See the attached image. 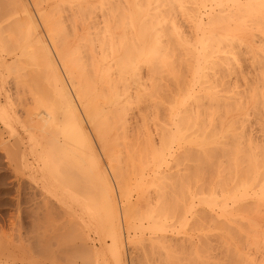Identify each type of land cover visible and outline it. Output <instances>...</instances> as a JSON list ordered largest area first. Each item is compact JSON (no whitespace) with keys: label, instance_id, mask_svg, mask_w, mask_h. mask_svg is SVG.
I'll return each instance as SVG.
<instances>
[{"label":"bare ground","instance_id":"bare-ground-1","mask_svg":"<svg viewBox=\"0 0 264 264\" xmlns=\"http://www.w3.org/2000/svg\"><path fill=\"white\" fill-rule=\"evenodd\" d=\"M66 2L73 5L66 17L73 31L69 25L63 39L44 16L49 45L37 39L54 65L65 116L58 160L41 154L32 175L41 181L43 221L51 189L77 177L65 170L74 179H57L62 156L96 177V200L84 198L91 203L81 205L69 186L61 195L71 202L68 210L83 206L109 237L115 264H126L125 240L135 248L132 264H264V0ZM52 112H43L46 127L57 122ZM34 218V227L44 228L40 215ZM90 248L83 264L97 263ZM58 250L50 264H58Z\"/></svg>","mask_w":264,"mask_h":264},{"label":"rangeland","instance_id":"rangeland-1","mask_svg":"<svg viewBox=\"0 0 264 264\" xmlns=\"http://www.w3.org/2000/svg\"><path fill=\"white\" fill-rule=\"evenodd\" d=\"M66 1L67 0H0V110H2V116H0V250L2 251H0L2 253L0 264H50L53 262L52 258L57 256V254L51 255L54 252V249H59V253L62 252V254L60 253L56 258V263L59 258L58 264H60L59 256L62 255L63 258L61 257V264H83L81 260H83L84 257L87 258V261H90L91 259L90 250L92 249L90 246L95 249V251H98L99 257L97 258L98 260L96 259V264H115V261L107 250V246L110 244L109 237L101 230V227L97 226L95 221L91 223L92 219L87 213H85V209L82 211L83 206L81 208L79 204L77 206L73 205V208L75 209L73 210L72 207H70L71 210H68L67 205L71 204V202L66 201L61 195L62 190H66L69 186L68 190L71 189L70 191L73 192L75 196L83 198L82 200L80 199L81 201L86 197H90L91 199L93 196H96L94 197L96 200L98 195V192L96 191L99 190V187L97 186L98 188L96 190L95 184H98L96 182V177H93L95 175L93 174V176H91L90 173L84 171L82 164L80 165L73 161L76 163V165H74L71 160H69V162L71 161L70 164L68 162L66 163L68 160H65L66 158H63L60 155L62 158L58 157L60 159L58 162L60 163L59 168L60 172L63 168L62 172L64 174L59 173L57 179L64 182V178L66 177L63 176L66 174L67 178L70 177L71 180H73L74 175H68L69 173L77 174L75 175L77 177H75L76 181H70L71 184L75 181L73 183L74 186L73 184L72 186H70L71 184H63L60 185V188L51 189L52 193L49 197L50 200H48V206L50 209L48 216L50 215L51 217L49 216L47 221H43L42 219L44 213V210L42 209L44 208L43 203L42 205L40 203L43 198V196H41L42 192H40L41 181L32 176L35 169L42 165L41 161H39V157L42 156L41 154H44L45 156L50 154L51 156L49 158L56 160V153L57 155L61 154V152L59 153V142L63 143V140L65 141L64 137L60 136L62 135L60 129H63L61 127L65 120L63 118L65 117L63 113L64 111L62 110V106L60 108V99L56 93L57 89L54 82V70H50V67L53 68L54 65L50 66L52 63L49 65V59L47 60V57L39 52L40 49L37 39H40L43 42L45 41V43L49 45V32H47L48 30L45 23H43L44 16H49V18L55 23L56 27H58L57 30H60V35L61 32L64 34L65 31H68L72 23L70 24V22H68L70 18L68 17L69 19H67L66 17L67 15L69 16V13L71 15V12H73V8H69L73 5H68L69 7H66ZM61 5L63 6V9H61ZM67 8L68 10L70 9L69 11L71 12H69ZM63 19L65 20V23ZM71 28L72 29L69 30L73 31L74 26H71ZM30 33L32 38L29 36ZM63 37H65V35H63L62 38ZM47 38H49V40ZM34 56L36 57L33 58ZM13 62L17 64L14 65ZM18 62L20 63L18 64ZM58 70L61 72L60 75L63 78V71L60 67ZM39 101H41V103ZM56 104L57 106L59 105V109ZM52 105L56 106V110ZM53 108L56 114L52 112ZM48 110H51L52 114L56 115L54 117H56L57 122L54 118L53 125L51 124L48 125L49 127H46L45 124H42V119L44 118L43 112ZM40 122L41 126H45L44 128L39 125ZM55 123H57L60 132L55 129ZM85 125L88 133L91 134L90 136L93 140V147H95V151L101 161V168L106 171L109 179L112 181L111 183L116 187V179H114L115 177L112 174L110 163L102 151L103 149L97 141L95 134L91 131L92 128L88 123H85ZM257 130L256 132L259 137L261 133H259L260 130ZM56 132L58 134L54 135ZM71 141L68 142L67 140L68 143ZM71 143L68 145L74 147H70V149L78 151L79 146H77L75 142ZM69 146H67L68 149ZM47 147H51L52 149L47 150ZM56 149H59V151ZM71 163L72 168H70ZM64 164L66 165V168ZM68 164L69 167H67ZM73 168L77 171H71ZM60 175H62L63 179ZM79 175V179L81 182L83 181V183H80L77 187V184L75 183L79 182V180H77ZM69 180L70 179L66 181ZM86 181H88V183H86ZM82 186H84V189L81 188ZM89 186L92 188V191ZM76 187L78 190L81 188L80 191L82 192H79L78 190L76 191ZM73 188L75 190H73ZM91 200H88V202L91 203ZM84 201L81 202V205ZM61 207L63 209H61ZM36 214L38 216L40 215L42 219L41 222L44 226V228L41 227L40 230H37L34 227L35 224H33V221L35 223L34 215ZM54 241H56L57 245ZM54 244L56 247H53ZM133 248L134 246L132 247L127 240L124 241L123 254L126 264H132L131 260L136 256L135 252H133L135 248L134 250ZM48 254H50V258L48 257ZM71 254L74 255L72 256ZM70 255L72 257H70ZM64 259L66 260L65 263H63V261H65ZM73 259H75V261H73Z\"/></svg>","mask_w":264,"mask_h":264}]
</instances>
